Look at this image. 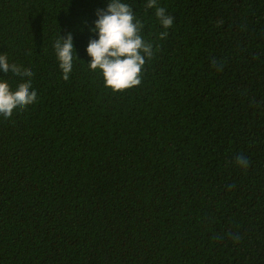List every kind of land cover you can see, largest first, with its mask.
<instances>
[{"label": "trees", "instance_id": "obj_1", "mask_svg": "<svg viewBox=\"0 0 264 264\" xmlns=\"http://www.w3.org/2000/svg\"><path fill=\"white\" fill-rule=\"evenodd\" d=\"M107 2L0 0V54L38 93L0 118V264H264V0H157L164 39L125 0L153 56L123 92L86 64Z\"/></svg>", "mask_w": 264, "mask_h": 264}, {"label": "clouds", "instance_id": "obj_2", "mask_svg": "<svg viewBox=\"0 0 264 264\" xmlns=\"http://www.w3.org/2000/svg\"><path fill=\"white\" fill-rule=\"evenodd\" d=\"M146 8L155 9V16L164 31L160 39L168 36L175 18L169 15L157 0H146ZM85 28L93 34L86 47L90 60L86 63L92 71H99L106 88L113 92H123L139 86L146 60L153 56V45L143 35V24L137 18L131 4L125 0H108L106 8L98 9L93 26ZM83 31V29H82ZM53 50L58 67L65 81L70 78L74 69V60H80L74 46L71 32L61 34L53 42ZM215 66V61H213ZM13 73L24 83L13 90L4 78H0V118L8 119L37 101L38 93L32 86L34 73L10 63L6 54H0V72ZM236 163L247 168L249 161L243 156L236 157Z\"/></svg>", "mask_w": 264, "mask_h": 264}]
</instances>
